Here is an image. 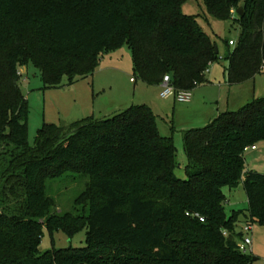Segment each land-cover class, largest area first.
I'll return each instance as SVG.
<instances>
[{"label": "trees", "instance_id": "1", "mask_svg": "<svg viewBox=\"0 0 264 264\" xmlns=\"http://www.w3.org/2000/svg\"><path fill=\"white\" fill-rule=\"evenodd\" d=\"M187 1L0 0V264L256 263L238 249L237 225L264 226V174L245 160L264 141V97L184 133L186 178L176 175L173 137L160 133L147 104L69 128L44 123L34 145L28 141L20 81L30 64L43 88L61 87L64 78L94 75L103 53L127 44L135 79L157 86L170 74L177 89L206 84L219 51L196 16L183 13ZM204 2L211 16L239 29L233 48L226 41L228 83L263 73L264 0ZM67 176L87 181L64 211L53 191ZM240 182L249 200L243 220L224 208L223 187ZM84 228V247L40 248L44 229L72 237Z\"/></svg>", "mask_w": 264, "mask_h": 264}, {"label": "rangeland", "instance_id": "2", "mask_svg": "<svg viewBox=\"0 0 264 264\" xmlns=\"http://www.w3.org/2000/svg\"><path fill=\"white\" fill-rule=\"evenodd\" d=\"M182 11L196 16L201 27L216 41L219 48V59L210 64L205 74L208 83L193 89L191 102L180 103L173 98L163 99L159 96L161 87H150L139 79L131 82L130 78L136 76L132 50L127 44L103 53L99 69L94 75L81 78L72 84H68V79L64 78V86L61 87L43 88L40 71L30 64L29 81L26 85L28 89L25 88V93L30 96L29 144L34 145L37 132L44 123L69 128L72 123L84 117L100 118L114 114L116 106L125 109L136 98V102H148L153 108L158 116L160 133L173 137L178 164L176 175L186 178L188 159L184 148V133L189 129L208 125V111H212V118L219 113L236 111L252 101L254 94L264 93V72L243 85L230 86L225 75V67L228 65L224 58L228 49L226 41H237L238 27L232 26L230 20H219L211 16L204 0H188L182 5ZM245 160L249 169L264 174V141L246 150ZM55 181L53 194L59 209H73L74 200L84 190L87 179L67 176ZM223 193L226 214H238L243 220L244 213L249 210V200L243 183L233 187L225 185ZM252 236L253 255L259 258L255 264H264V226L254 223ZM86 239V228L72 237L62 231L51 235L44 229L40 248L43 251L52 248H81L86 246Z\"/></svg>", "mask_w": 264, "mask_h": 264}, {"label": "built area", "instance_id": "3", "mask_svg": "<svg viewBox=\"0 0 264 264\" xmlns=\"http://www.w3.org/2000/svg\"><path fill=\"white\" fill-rule=\"evenodd\" d=\"M237 41L230 40V45L234 46ZM132 81H135V78L133 77L131 79ZM195 86L197 85V82L194 83ZM161 91L160 96L164 99L168 98H175L178 102L181 103H188L192 100V92L193 89H177L172 84V79L170 74H166L163 78V80L160 83ZM190 215V213H187ZM192 216L199 217L201 221H204V217H202L199 213H193ZM253 224L251 221H245L242 223L241 228H237V232L241 234V236L237 239V247L238 249L244 253V254H253L252 245H253ZM223 234L225 236L229 235L228 230H223Z\"/></svg>", "mask_w": 264, "mask_h": 264}, {"label": "crops", "instance_id": "4", "mask_svg": "<svg viewBox=\"0 0 264 264\" xmlns=\"http://www.w3.org/2000/svg\"><path fill=\"white\" fill-rule=\"evenodd\" d=\"M264 72V71H263ZM261 74V73H260ZM225 75L227 76V74H226V71H225ZM29 73H28V70L25 68V67H23L22 68V78H21V81H20V85H21V88H22V91H23V93H24V95L26 96V98L29 100L30 99V96L29 95H27L26 93H25V88H27L26 87V85H27V82L29 81ZM256 77V76H255ZM254 77V78H255ZM133 77H131L130 78V80L132 79ZM253 78V79H254ZM250 80H252V79H250ZM250 80H248V81H246V82H244V83H241V84H235V85H243V84H245V83H247V82H249ZM131 82H136V79H135V81H132L131 80ZM143 82V81H142ZM144 84H146L145 82H143ZM208 83V82H207ZM206 83V84H207ZM229 84V83H228ZM146 85H148V84H146ZM230 86H235V85H231V84H229ZM148 86H150V87H155V88H160V85H157V86H151V85H148ZM28 89V88H27ZM159 96H160V93H159ZM161 97V96H160ZM259 97H264V93H258V94H254V96H253V98H259ZM162 98V97H161ZM164 99V98H163ZM174 99V101H177L175 98H173ZM134 101L128 106V107H130V106H132V105H138V104H147V105H149L150 106V104H148V102H136V98H134L133 99ZM178 102V101H177ZM191 102V101H190ZM181 103V102H180ZM189 103V102H188ZM117 107V109L114 111V114L115 113H117V112H119V111H121V110H124V108H120V106H116ZM127 107V108H128ZM151 107V106H150ZM152 108V107H151ZM126 109V108H125ZM152 110H153V108H152ZM154 111V110H153ZM209 112V119L210 120H208L209 121V123L214 119V118H216L217 116H219L221 113H219V114H216V116H213L214 118H212V116H211V114H213L212 113V111L210 112V111H208ZM155 113V112H154ZM156 114V113H155ZM110 115H113V114H109V115H104V116H110ZM157 115V114H156ZM215 115V114H214ZM104 116H101V117H104ZM158 117V116H157ZM253 147H255V146H253ZM251 147H249L247 150H249ZM242 223L243 222H240L239 224H238V226H237V228L238 229H240L241 228V225H242Z\"/></svg>", "mask_w": 264, "mask_h": 264}, {"label": "water", "instance_id": "5", "mask_svg": "<svg viewBox=\"0 0 264 264\" xmlns=\"http://www.w3.org/2000/svg\"><path fill=\"white\" fill-rule=\"evenodd\" d=\"M245 5H246L245 3H242V4L237 8L236 12H237L238 15L242 16V15L244 14V12H245ZM216 51H217V52L219 51L218 46H216ZM254 260L257 261L258 258L255 257Z\"/></svg>", "mask_w": 264, "mask_h": 264}]
</instances>
